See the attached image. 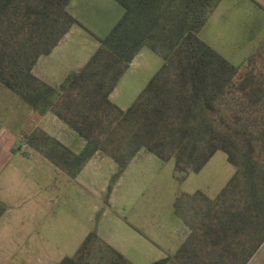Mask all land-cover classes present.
Instances as JSON below:
<instances>
[{
    "label": "trees",
    "instance_id": "16d2710c",
    "mask_svg": "<svg viewBox=\"0 0 264 264\" xmlns=\"http://www.w3.org/2000/svg\"><path fill=\"white\" fill-rule=\"evenodd\" d=\"M115 1L122 18L97 38L87 63L54 87L33 69L74 26L82 27L67 10L70 0H0V84L84 140L75 153L44 131L28 136L72 178L98 152L118 167L111 184L141 150L173 159L184 177L200 172L217 151L226 153L233 177L213 199L201 191L177 199L176 213L191 233L174 255L151 264H248L264 244V52L236 67L198 37L221 0ZM143 50L163 65L123 110L110 97ZM7 210L0 200V217ZM58 264L132 263L93 231Z\"/></svg>",
    "mask_w": 264,
    "mask_h": 264
},
{
    "label": "rangeland",
    "instance_id": "374dc122",
    "mask_svg": "<svg viewBox=\"0 0 264 264\" xmlns=\"http://www.w3.org/2000/svg\"><path fill=\"white\" fill-rule=\"evenodd\" d=\"M113 3L76 5L75 19L82 27L74 26L38 65L49 84L59 86L69 72L87 63L99 47L97 38H105L124 14ZM198 37L234 66H242L264 52V0H221ZM162 65L160 56L144 50L118 82L112 102L128 109ZM35 131L75 153L85 145L53 113L40 115L0 84V163L6 164L0 169V196L8 207L0 224V264H58L75 255L93 231L132 264L172 256L191 233L176 213L177 199L198 191L213 199L236 172L223 151L200 172L184 177L173 159L163 161L141 150L113 184L118 167L101 152L72 178L32 146L28 136ZM189 209L182 205L185 215Z\"/></svg>",
    "mask_w": 264,
    "mask_h": 264
},
{
    "label": "crops",
    "instance_id": "0c3cea01",
    "mask_svg": "<svg viewBox=\"0 0 264 264\" xmlns=\"http://www.w3.org/2000/svg\"><path fill=\"white\" fill-rule=\"evenodd\" d=\"M91 1H94V3H96V4H90L91 3ZM70 0V3H69V5H68V7H67V10H68V12L74 17V18H76V19H78L79 20V12H78V8L76 7V5H115L113 2H116L115 0ZM97 1V2H96ZM117 3V2H116ZM119 6H120V4L119 3H117ZM121 7V6H120ZM122 8V7H121ZM123 9V8H122ZM124 11V10H123ZM71 31V30H70ZM70 31L66 34V35H68L69 33H70ZM65 35V36H66ZM64 36V37H65ZM59 45V44H58ZM57 45V46H58ZM144 51V50H143ZM143 51H141L136 57H135V59L136 58H138L139 56H141L142 54H143ZM53 53V52H52ZM51 53V54H52ZM50 54V55H51ZM43 57H45V56H43ZM43 57H41L39 60H38V62H37V64H36V66L34 67V69H33V73H34V75L35 76H37L39 79H41L42 81H44V82H46V83H50L49 82V80H48V78H47V75L45 74V73H43L40 69H38V65H39V63H40V60L43 58ZM134 59V60H135ZM133 60V61H134ZM51 85V84H50ZM53 86V85H52ZM54 87H57V86H54ZM111 98V97H110ZM61 121V120H60ZM0 145H1V140H0ZM1 150H2V148H0V153H1ZM5 166H6V164H5V162H1L0 163V169H3V170H5ZM0 200H1V196H0ZM2 201V200H1ZM8 212V210L0 217V224H1V222H2V220H3V218L5 217V215H6V213ZM27 264H34L32 261H30L29 263H27ZM248 264H264V244L259 248V250L256 252V254L253 256V258L250 260V262L248 263Z\"/></svg>",
    "mask_w": 264,
    "mask_h": 264
}]
</instances>
